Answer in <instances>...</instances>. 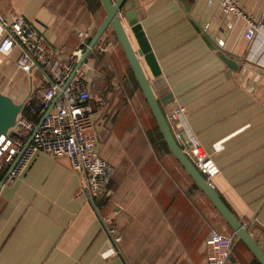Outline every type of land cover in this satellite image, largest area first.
Returning <instances> with one entry per match:
<instances>
[{
  "label": "crops",
  "instance_id": "1",
  "mask_svg": "<svg viewBox=\"0 0 264 264\" xmlns=\"http://www.w3.org/2000/svg\"><path fill=\"white\" fill-rule=\"evenodd\" d=\"M239 1L238 17L226 14L219 0H135L160 77L172 94L164 112L186 109L185 123H170L176 139L184 148L192 135L212 156L220 169L214 188L264 248V32L246 37L247 21L262 16L264 0ZM12 13L22 14L63 61L79 46L78 33L89 31L91 39L106 17L101 0H0V15L11 21ZM218 49L240 57L237 71ZM20 50L0 55V91L18 103L36 98L51 79L38 67L31 73L19 69ZM81 67L91 92L107 103L89 133L115 167L109 191L88 199L83 175L68 156L36 153L0 190V264H206L212 228L235 232L160 141L156 119L157 130L152 127L148 139L142 123H127L137 114L128 105L148 102L112 27ZM114 209L122 235L118 246L102 220ZM227 264L257 263L251 252L239 250Z\"/></svg>",
  "mask_w": 264,
  "mask_h": 264
},
{
  "label": "built area",
  "instance_id": "2",
  "mask_svg": "<svg viewBox=\"0 0 264 264\" xmlns=\"http://www.w3.org/2000/svg\"><path fill=\"white\" fill-rule=\"evenodd\" d=\"M219 5L226 14L243 15L239 0H219ZM247 22L248 39H255L259 31L264 32V12L259 19ZM90 36L89 31H80L79 46L63 61L55 57L46 39L27 23L22 14L12 13L11 21L0 15V55H10L15 47H20L16 60L19 69L31 73L38 67L51 76L50 82L39 88L36 98L30 95L24 102L15 126L0 134V175H4L1 180L4 184L20 176L36 153L45 151L72 160L73 168L83 175L81 189L88 199L94 201L108 193L115 167L102 157L97 139L89 133L95 117L102 114L107 103L104 97L91 92L82 67L72 77L89 46ZM224 43L220 39L219 44ZM165 114L169 124L186 121V109L182 106L168 108ZM183 150L213 185L220 169L212 156L192 135L186 139ZM118 212L119 209H114L102 217L116 246L122 239L116 220ZM234 240L235 233L225 235L212 229L206 239V264L228 263Z\"/></svg>",
  "mask_w": 264,
  "mask_h": 264
},
{
  "label": "water",
  "instance_id": "3",
  "mask_svg": "<svg viewBox=\"0 0 264 264\" xmlns=\"http://www.w3.org/2000/svg\"><path fill=\"white\" fill-rule=\"evenodd\" d=\"M101 2L105 8L106 17L90 39L89 46L78 61L72 73V77L75 75L76 70L86 62L92 49L97 45L105 31H107L109 27H112L125 51L169 149L193 177L202 191L225 218L227 223L232 227L235 234L238 236V240H242L259 262L264 264V248L262 242L252 235L247 226L235 215L214 186L206 180L204 175L193 164L171 129L162 105L169 104L172 101V94L168 93V89L165 87V81L160 77L161 70L157 59L143 31L142 25L138 21L136 12L137 4L135 0L129 2L128 6H125L127 0H101ZM123 19H126L128 22L127 28L125 27ZM129 32L133 33L137 40L138 49H135L133 46ZM204 38L212 49L216 48L215 45H211L209 42L210 40L206 36ZM218 55L231 70L237 71L239 69L241 65L240 57L224 49H218ZM142 57L151 69L153 76L156 77L155 80L150 81L148 78L140 59ZM23 106L24 102L18 103L13 98L0 91V134L6 133L10 128L15 126L16 118L23 109ZM3 185L4 181H1L0 190Z\"/></svg>",
  "mask_w": 264,
  "mask_h": 264
},
{
  "label": "rangeland",
  "instance_id": "4",
  "mask_svg": "<svg viewBox=\"0 0 264 264\" xmlns=\"http://www.w3.org/2000/svg\"><path fill=\"white\" fill-rule=\"evenodd\" d=\"M132 104H133L132 107H131V105H128V110L130 111V109L133 108L137 112V114L135 115V112H134V114L130 115V117H128V119H130V120L127 121V123L131 124V119L135 120V123H137L138 126L142 123L144 125V131H142L144 138L148 139V137L146 135V134H148V131L152 130V127H155V129H156V121H155V118H154V116L150 110V107L148 104H146L144 102H143V105L141 106V102L138 100H134L132 102ZM118 110H120V109H118ZM214 229L221 231L224 234H230L231 233L230 232L231 230H229V229L222 230V229L217 228V227H214Z\"/></svg>",
  "mask_w": 264,
  "mask_h": 264
},
{
  "label": "trees",
  "instance_id": "5",
  "mask_svg": "<svg viewBox=\"0 0 264 264\" xmlns=\"http://www.w3.org/2000/svg\"><path fill=\"white\" fill-rule=\"evenodd\" d=\"M157 127L159 128V126H158V124H157ZM160 129V128H159ZM160 141H162L164 144H165V146L167 147V149L170 151V149H169V147H168V145H167V143H166V141H165V139H164V136H163V134H162V132L160 131ZM3 177H4V175L3 174H1L0 175V180H2L3 179ZM206 195V194H205ZM229 225V224H228ZM229 227L232 229V227L229 225ZM234 232V231H233ZM257 233V232H256ZM258 238V237H257ZM239 250H248L249 252H251L250 251V249L247 247V245L242 241V240H238V236L235 234V240H234V245H233V250H232V255L234 254V253H238V251ZM251 254L254 256V261L257 263V264H261L260 262H259V260L255 257V255L251 252Z\"/></svg>",
  "mask_w": 264,
  "mask_h": 264
}]
</instances>
